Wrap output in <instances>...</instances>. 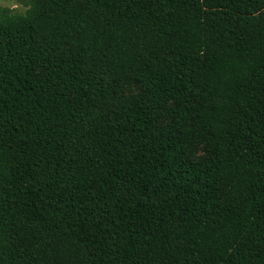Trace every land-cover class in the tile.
<instances>
[{"label": "trees", "instance_id": "1", "mask_svg": "<svg viewBox=\"0 0 264 264\" xmlns=\"http://www.w3.org/2000/svg\"><path fill=\"white\" fill-rule=\"evenodd\" d=\"M0 6V264H264V0Z\"/></svg>", "mask_w": 264, "mask_h": 264}, {"label": "clouds", "instance_id": "2", "mask_svg": "<svg viewBox=\"0 0 264 264\" xmlns=\"http://www.w3.org/2000/svg\"><path fill=\"white\" fill-rule=\"evenodd\" d=\"M0 6L7 7L9 10H21V4L18 0H0ZM27 10V7L22 9V11Z\"/></svg>", "mask_w": 264, "mask_h": 264}, {"label": "rangeland", "instance_id": "3", "mask_svg": "<svg viewBox=\"0 0 264 264\" xmlns=\"http://www.w3.org/2000/svg\"><path fill=\"white\" fill-rule=\"evenodd\" d=\"M1 7H4V6H1ZM23 8H24V7L21 5V10H13V12L16 13V14H20V15H22V14H24V12H25V11H22Z\"/></svg>", "mask_w": 264, "mask_h": 264}]
</instances>
